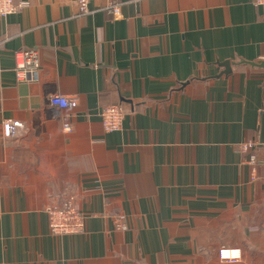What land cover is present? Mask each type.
I'll list each match as a JSON object with an SVG mask.
<instances>
[{"label": "crops", "instance_id": "1", "mask_svg": "<svg viewBox=\"0 0 264 264\" xmlns=\"http://www.w3.org/2000/svg\"><path fill=\"white\" fill-rule=\"evenodd\" d=\"M117 1L115 18L105 0L81 17L15 0L0 22V264H264V167L240 151L264 142V9ZM22 50L33 82L15 79ZM108 105L124 111L109 133ZM67 199L84 230L52 236L46 210Z\"/></svg>", "mask_w": 264, "mask_h": 264}, {"label": "built area", "instance_id": "2", "mask_svg": "<svg viewBox=\"0 0 264 264\" xmlns=\"http://www.w3.org/2000/svg\"><path fill=\"white\" fill-rule=\"evenodd\" d=\"M77 8V17L85 16L89 13L88 4L90 0H73ZM104 10L112 17H118L121 14V4L117 0H105ZM251 4L256 8L264 9V0H251ZM26 6L25 2L16 3L15 0H0V22L8 16L16 14ZM39 66L37 50H22L14 54V75L17 82H33ZM50 103L59 109L75 107L76 98L55 95L50 98ZM124 117L123 108L120 105H108L100 109L99 118L103 130L107 133L119 130ZM18 125L12 122L3 124V133L6 137L11 136ZM64 130L69 132L70 127L66 123ZM240 151L243 154L252 152L258 153V159L255 161L264 167V142L257 144L255 142H246L240 145ZM251 162H254L251 159ZM47 225L50 235L68 236L82 234L84 230L83 216L75 208L71 199L63 201L60 205L50 206L46 210ZM121 221V220H120ZM223 255V252H221ZM237 256H228L227 260L237 261Z\"/></svg>", "mask_w": 264, "mask_h": 264}]
</instances>
